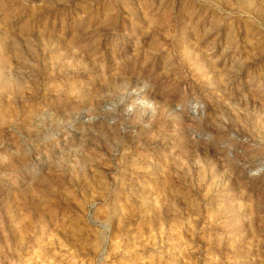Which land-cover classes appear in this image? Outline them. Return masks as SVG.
<instances>
[{
    "label": "rangeland",
    "instance_id": "1",
    "mask_svg": "<svg viewBox=\"0 0 264 264\" xmlns=\"http://www.w3.org/2000/svg\"><path fill=\"white\" fill-rule=\"evenodd\" d=\"M0 264H264V0H0Z\"/></svg>",
    "mask_w": 264,
    "mask_h": 264
}]
</instances>
